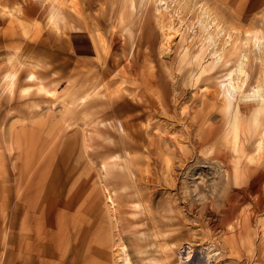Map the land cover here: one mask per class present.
I'll use <instances>...</instances> for the list:
<instances>
[{
  "label": "rangeland",
  "instance_id": "1",
  "mask_svg": "<svg viewBox=\"0 0 264 264\" xmlns=\"http://www.w3.org/2000/svg\"><path fill=\"white\" fill-rule=\"evenodd\" d=\"M202 1L168 0L183 23L166 41L154 0H0V78L18 66L13 90L0 85V253L46 264L48 239L54 264H119L118 235L134 264H178L188 242L183 264H264V96L232 99L235 138L218 82L236 58L195 60L202 31H188L205 2L238 39L264 35V0ZM51 2L63 20L50 22ZM251 49L247 89L264 73ZM29 71L57 94L35 91ZM86 88L97 91L66 111L58 96ZM24 201L29 215L16 213Z\"/></svg>",
  "mask_w": 264,
  "mask_h": 264
},
{
  "label": "bare ground",
  "instance_id": "2",
  "mask_svg": "<svg viewBox=\"0 0 264 264\" xmlns=\"http://www.w3.org/2000/svg\"><path fill=\"white\" fill-rule=\"evenodd\" d=\"M51 1H54V0H51ZM138 1L142 2L144 0H138ZM154 3H155L154 4L155 6L154 19L160 25L163 38L166 41H169L173 32L176 34H181L180 28L177 26L175 27V25L179 24V26H182L183 19L180 18V14L182 12V5L176 4L177 6H174L172 8V6L168 3V0H154ZM204 5H206L205 2H204ZM204 5H202V3L200 4V7H199L200 10L196 15V20L194 23H191V25L188 27V31L190 29V31L193 33L197 25L200 26V29L202 31L203 38L196 52L195 60H198L200 62L204 54L207 52V50H208L209 55L216 58L217 60L222 59V57L224 56V53H228L227 55H234L236 58L234 67L232 68V71H231V75L233 74L232 82L230 81L229 82H221V81L218 82L219 88L222 89L224 102L226 103V107L228 111L227 130H230L231 132H233L236 138L237 130H239V127H240V118H238L239 110L235 106L232 105V102H233L232 99L234 98L237 101V98H239V100L250 98L253 101L254 100L257 101V100L263 99V96H264L263 95L264 94V73H263V77L261 80L257 79L258 80V83H256L258 84L257 87H252L251 89H247L246 81L248 78V71L245 68V65L249 59V50H252L251 48H256L257 52H260V54L262 55L264 54V51H263L264 35L261 33L260 30H254L250 28L245 31L243 30L244 32H242V38L238 39L236 36H234L235 34L234 27L226 28V26L223 25L222 20H220L219 15L215 11L216 8L213 11L212 9H210L212 7H208ZM46 10H47V17L50 20V22L52 21L53 23H56L59 20L64 19L60 11L56 8V6H54V2H51L47 6ZM186 40L187 38L182 37V42ZM187 52H188L187 50H184L185 54ZM8 59L13 60V56H9ZM262 60H264V58H262ZM31 65H32V68H35V65L33 63H31ZM263 70L264 69H262V71ZM27 75L30 81L37 80V75H35L33 71H29ZM1 76L2 77L0 78V85H2V90L6 89L8 90V92H11L13 88L15 87V84L18 80V66L11 65V68L6 69V71H4V73ZM29 90H31V86L23 87L21 89L22 92H26V93ZM35 91L45 94L49 97H54L58 92L55 89L53 90L47 89L44 83L40 81L36 83ZM96 91H97L96 89L90 90L89 88H86L85 92H82L80 95L79 93H77L69 101L62 100L60 96H58V98L61 104L66 108V111L69 112L71 110L70 105H74L77 101L81 104H86V102L89 101V99H91V97L95 95ZM248 105H250V103L247 104V106ZM256 149L261 150V141H258ZM235 168L237 170L235 174L238 175L239 168L237 166ZM103 193L105 196L104 203H106L107 205L106 208H107L108 218L111 219V222H113L114 224L113 228L116 229V226H115L116 220H115V215H114L115 203L113 201L112 195L108 188L105 187L103 189ZM33 207L34 206H32L28 201H24V203L21 205L16 203L15 210L17 214L23 211L24 214L26 213V215H29L30 214L29 212L32 211ZM229 227L232 228L234 227V225L230 224ZM115 241L116 242L114 243L113 252L115 254L116 261L119 264H134V261L132 260V257L129 251H127V246L124 242H122L121 237L117 235ZM186 244L188 246L186 247L187 250L185 251V253H183L184 252L183 249H180L181 254H180V261L178 262V264H183L184 261L189 258V255L192 249H191V245L189 242ZM21 247H24L23 243L20 244V248ZM220 253L221 252H215L216 255H220ZM166 264H169V263H166Z\"/></svg>",
  "mask_w": 264,
  "mask_h": 264
},
{
  "label": "crops",
  "instance_id": "3",
  "mask_svg": "<svg viewBox=\"0 0 264 264\" xmlns=\"http://www.w3.org/2000/svg\"><path fill=\"white\" fill-rule=\"evenodd\" d=\"M5 203H6V201H5ZM117 228H118V225H117ZM58 247H61L60 244H59ZM43 253L45 254L46 259L48 260L46 264H54L55 262H59V261L62 262V260L60 259L61 253L60 254H53L54 253L53 244L51 242H49L48 239H46L44 241ZM27 254H28V257L25 258L23 261H20L19 262L17 260V262H16L12 258V257H15L16 254L14 255L13 251H11V252L9 251L8 252V251H5V249H3L1 251V253H0V264H31V262L33 261L34 257L32 256V254H30V251H28ZM61 256L63 257V255H61ZM16 257L19 259L20 258V255L19 256L16 255ZM65 258L67 260H63V262H65L67 264L69 262H71V260H69L70 259V256L69 255L65 256Z\"/></svg>",
  "mask_w": 264,
  "mask_h": 264
}]
</instances>
